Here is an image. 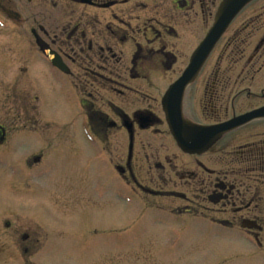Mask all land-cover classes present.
Returning a JSON list of instances; mask_svg holds the SVG:
<instances>
[{
  "label": "flooded vegetation",
  "instance_id": "obj_1",
  "mask_svg": "<svg viewBox=\"0 0 264 264\" xmlns=\"http://www.w3.org/2000/svg\"><path fill=\"white\" fill-rule=\"evenodd\" d=\"M223 2L0 0V91L11 103L0 147L98 140L104 194L180 202L157 208L208 221L249 243L248 257H264V0L242 6L195 63ZM54 86L75 94L80 134L54 132L42 113L39 91ZM234 120L198 148L177 141ZM45 149L23 157L22 181ZM40 236L23 234V250L41 249Z\"/></svg>",
  "mask_w": 264,
  "mask_h": 264
},
{
  "label": "rangeland",
  "instance_id": "obj_2",
  "mask_svg": "<svg viewBox=\"0 0 264 264\" xmlns=\"http://www.w3.org/2000/svg\"><path fill=\"white\" fill-rule=\"evenodd\" d=\"M39 95L42 113L57 123L54 132L81 133L72 123L76 98L69 88L46 87ZM3 97L0 91V124L10 130L11 103ZM76 139L55 142L62 151L37 140L25 150L0 147V264H264V257L247 256L251 246L238 236L165 212L180 202H144L128 188L120 201L107 196L100 142ZM41 147L44 162L22 181L23 157ZM27 232L41 235V249L23 250Z\"/></svg>",
  "mask_w": 264,
  "mask_h": 264
},
{
  "label": "water",
  "instance_id": "obj_3",
  "mask_svg": "<svg viewBox=\"0 0 264 264\" xmlns=\"http://www.w3.org/2000/svg\"><path fill=\"white\" fill-rule=\"evenodd\" d=\"M248 1L250 0H224V2L222 3V5L220 6L217 12L213 27L208 32L206 39H204V41L202 42V44L196 51V54L193 60L195 63L198 62L199 59L200 61L204 59V57L207 55V53L210 51V49L216 42L217 38L222 34L224 29L227 27V25L230 23L233 17L237 14V12L242 8V6H244ZM50 58L54 62V64L58 65V62L54 57L50 56ZM235 123H236L235 120L230 121L225 124H222L221 126H218L216 129L211 130V131L201 130V128L198 130L194 128L193 132L195 131L196 133L198 132L197 133L198 138L196 139H192V138L184 139L181 136V133L179 132L176 133V136H177L176 138H177L178 143L185 149H187V147L188 148L189 147L198 148L200 142L203 141L202 137L204 135L206 136V139H208L210 136L214 134H216L215 136L219 138L221 134H223L224 132L232 128V125L234 126ZM209 140L212 141L214 139L210 138Z\"/></svg>",
  "mask_w": 264,
  "mask_h": 264
}]
</instances>
